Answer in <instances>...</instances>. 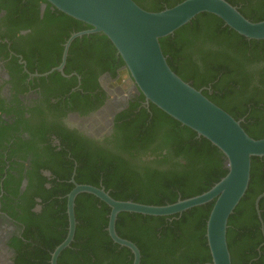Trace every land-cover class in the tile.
Returning a JSON list of instances; mask_svg holds the SVG:
<instances>
[{
  "label": "trees",
  "instance_id": "trees-1",
  "mask_svg": "<svg viewBox=\"0 0 264 264\" xmlns=\"http://www.w3.org/2000/svg\"><path fill=\"white\" fill-rule=\"evenodd\" d=\"M133 1L145 11L159 12L184 0ZM225 1L251 22L264 20V0ZM47 5L48 15L59 13L55 9L51 12V5ZM71 22L81 24L73 19ZM92 37L112 47L106 37ZM160 46L177 76L201 90L235 120L246 115L240 122L243 130L252 139L264 138V71L258 68L264 40H248L218 18L201 14L172 36L161 39ZM149 106V111H133L135 105L131 106L117 121L119 152L136 158V162L143 160V172L125 167L118 158L89 156L78 161L75 178L79 185L100 188L101 184L116 201L164 206L207 192L226 175L223 156L215 147L154 105ZM263 193L264 157L252 158L247 190L227 224L231 264H264V232L255 211V200ZM65 200H57L50 207L44 205V219L35 224L29 236L32 248L43 249L35 255L39 259L47 258L45 250L52 251L66 237ZM213 204L214 201L170 217L122 212L117 217L116 233L136 245L140 264H211L205 233ZM74 211V238L57 264L133 263L131 252L114 244L105 231L110 214L106 204L94 196L79 194ZM259 211L264 227V198L259 202Z\"/></svg>",
  "mask_w": 264,
  "mask_h": 264
},
{
  "label": "flooded vegetation",
  "instance_id": "flooded-vegetation-1",
  "mask_svg": "<svg viewBox=\"0 0 264 264\" xmlns=\"http://www.w3.org/2000/svg\"><path fill=\"white\" fill-rule=\"evenodd\" d=\"M14 1L0 0V264H51L57 246L39 259L43 249L29 237L43 206L65 198L67 215L81 158L107 155L143 172V160L119 152L117 121L131 106L149 111L150 104L113 46L93 40L101 34L67 47L87 25L48 15L44 1ZM258 68L264 71L262 52Z\"/></svg>",
  "mask_w": 264,
  "mask_h": 264
},
{
  "label": "water",
  "instance_id": "water-1",
  "mask_svg": "<svg viewBox=\"0 0 264 264\" xmlns=\"http://www.w3.org/2000/svg\"><path fill=\"white\" fill-rule=\"evenodd\" d=\"M42 1L90 27L88 31L71 36L67 47L83 35L97 33L106 37L147 105H154L181 126L195 132L197 137L207 140L223 156L226 171V175L207 192L164 206L116 201L103 187L76 185L67 195L68 233L52 253L51 264H57L60 253L73 241L76 226L74 202L79 194L94 196L110 208L106 231L114 244L131 252L132 264H140L141 255L136 245L116 233L120 213L170 217L214 201L205 233L211 264H231L226 242L228 219L247 190L252 158L264 157V138L255 140L249 137L240 121L212 103L201 90H196L177 76L167 64L160 40L172 36L201 14L218 18L224 26L248 40H264V20H247L225 0H184L159 12L145 11L133 0ZM262 198L264 193L256 198L255 211L263 233L259 211Z\"/></svg>",
  "mask_w": 264,
  "mask_h": 264
}]
</instances>
